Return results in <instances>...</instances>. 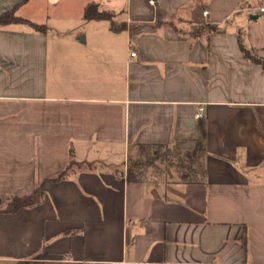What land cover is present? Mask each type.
<instances>
[{
  "label": "crops",
  "instance_id": "obj_1",
  "mask_svg": "<svg viewBox=\"0 0 264 264\" xmlns=\"http://www.w3.org/2000/svg\"><path fill=\"white\" fill-rule=\"evenodd\" d=\"M53 2L80 21H36ZM259 8L0 0L44 27L0 25V264H264V67L240 43L264 60ZM140 146L201 152L202 180H130Z\"/></svg>",
  "mask_w": 264,
  "mask_h": 264
},
{
  "label": "trees",
  "instance_id": "obj_2",
  "mask_svg": "<svg viewBox=\"0 0 264 264\" xmlns=\"http://www.w3.org/2000/svg\"><path fill=\"white\" fill-rule=\"evenodd\" d=\"M84 18L86 20H92V19H106L112 21V14L106 13V12H100L99 8L95 4H89L84 13ZM11 23H29L32 26L35 27L36 30H43L44 27L36 24H32L29 21L17 17L15 15L14 11L6 12L2 15H0V25H6ZM114 25V29H117V26ZM208 31H218V28L215 26H207L205 27ZM242 50L245 52V54L252 60L260 63L264 67V60L254 56L249 50L245 48L243 43L240 41ZM152 148H158L157 146H140V153L144 154L143 156L147 155V150ZM185 158L188 160H184L185 158L180 159L175 164H172L171 162H168L169 170L167 172L163 173L166 176L172 177L173 172L170 170L171 168L175 169V176L178 179L179 182L183 184H190V183H199L202 179V174L198 170L201 166V152L199 151H192V152H185L184 155ZM162 159V158H160ZM155 165L154 159H147L145 162L143 160H140L134 164V166L128 168V178L133 181H140L141 180V174L143 169L147 165ZM156 170H159L158 168H155ZM64 176V173L59 174L57 177L52 178L48 181L51 182H58L60 181ZM169 182H166L168 184ZM43 185H40L38 188H36L34 194L29 198H16L9 207V211H15L18 208L25 206V205H35L39 203L40 197L44 194L43 191Z\"/></svg>",
  "mask_w": 264,
  "mask_h": 264
},
{
  "label": "rangeland",
  "instance_id": "obj_3",
  "mask_svg": "<svg viewBox=\"0 0 264 264\" xmlns=\"http://www.w3.org/2000/svg\"><path fill=\"white\" fill-rule=\"evenodd\" d=\"M38 16L35 17L36 21H45L49 24L62 23L65 21H80L79 15L80 11L82 13L83 8L79 7L78 3H69V2H53L48 4H39L38 6ZM52 30V29H49ZM147 155L136 154L132 156L129 160V167L134 166V164L140 160L144 162L148 159H154L155 165H147L141 174V179L146 182L158 181L161 185H165L166 182L173 184L178 181L175 176V169L171 168L173 176H166L165 172L169 170L168 162L172 164L177 163L180 159L185 158V151H180L174 147L167 148H152L147 150ZM162 158V159H160ZM188 160L187 158L184 159ZM158 168L159 170H156Z\"/></svg>",
  "mask_w": 264,
  "mask_h": 264
},
{
  "label": "built area",
  "instance_id": "obj_4",
  "mask_svg": "<svg viewBox=\"0 0 264 264\" xmlns=\"http://www.w3.org/2000/svg\"><path fill=\"white\" fill-rule=\"evenodd\" d=\"M260 11L264 12V8H259ZM137 53L136 52H131L130 57H136ZM203 111L204 108L200 107L198 109V112L195 114V117L197 120H200L203 117Z\"/></svg>",
  "mask_w": 264,
  "mask_h": 264
}]
</instances>
